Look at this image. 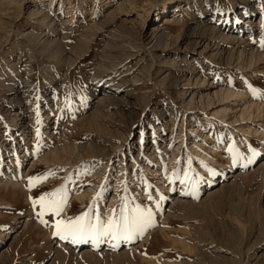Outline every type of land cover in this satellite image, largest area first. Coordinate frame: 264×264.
Wrapping results in <instances>:
<instances>
[{
  "label": "rangeland",
  "instance_id": "obj_1",
  "mask_svg": "<svg viewBox=\"0 0 264 264\" xmlns=\"http://www.w3.org/2000/svg\"><path fill=\"white\" fill-rule=\"evenodd\" d=\"M120 1L0 0V7H5L0 15V79L5 82L0 83V151L4 154L0 182L6 181L7 167L15 164L10 160L15 157L11 143L21 133L13 134L10 112L24 105L22 116L35 137L26 144L34 166L19 176L24 186L0 187V264H237L242 257L244 264H261L263 133H256L257 126L249 133L246 124L207 112L202 115L206 120L198 122V135L193 134L191 123L184 129V117L191 121L192 115L201 112L181 106L178 92L190 87L189 79L207 78L213 84L247 89L250 99L264 101V55L259 57L264 54V0H204L210 3L207 12L198 0H190L196 18L183 11L179 24L167 25L166 43L152 39L150 31L177 4L187 7L185 0H138L134 7L126 5L129 15L120 13ZM37 12H47L48 20L43 21ZM142 17H148L145 25ZM50 24L59 29L64 24L68 43L80 47L76 63L59 64L41 56L27 41L30 31L42 41L53 36ZM223 26L242 29L248 39L220 38L217 33ZM82 31L96 34L88 52L84 51L87 45L79 43ZM107 40L120 45L119 53L132 56L115 70L105 67L102 56ZM195 40L199 42L196 50L191 44ZM238 47L247 49L246 57L240 56ZM250 51L256 60H250ZM157 56L161 62H154L148 75L143 62ZM11 63L16 70L10 72ZM99 81L112 82L115 96L99 100L92 92ZM14 85L22 86L19 92L28 89L21 104L16 102ZM192 86L209 88L201 83ZM252 111L258 114L255 106ZM261 112L264 131V109ZM161 137L167 140L164 146H158L154 155L146 152L145 142ZM57 146H70L72 151H64L60 162L40 161ZM22 156L23 152L19 158L24 162ZM237 172L239 177H229ZM186 173L190 179L181 183ZM33 177L37 179L30 185ZM106 178L111 180L108 187ZM209 185L216 192L208 197ZM89 187L103 193L104 199ZM47 193L63 200L59 216L33 204ZM85 213L93 223L133 215L138 223L130 239L118 233L115 239L105 236L98 242L89 237L73 243L71 238L54 235L57 220L67 222ZM24 218L26 223H18ZM3 235L10 236L5 244Z\"/></svg>",
  "mask_w": 264,
  "mask_h": 264
},
{
  "label": "bare ground",
  "instance_id": "obj_2",
  "mask_svg": "<svg viewBox=\"0 0 264 264\" xmlns=\"http://www.w3.org/2000/svg\"><path fill=\"white\" fill-rule=\"evenodd\" d=\"M120 1V0H119ZM127 1V2H126ZM138 0H121L120 2H118V8H119V11L120 13H122L123 15H129L127 14L129 12L130 9H126V5H129V8L131 7H134L135 6V3L137 2ZM187 2V7H184V5H181V3L177 4L172 10V13L171 15H168V16H165L164 15V18H165V21L163 23H159V25L154 28L153 30L150 31V37L152 39H158L160 41H164L165 40H168L169 38V30L166 29L167 25L168 24H179L181 22V16L183 14V11H189L190 15H191V19H195L196 16L194 14V11L192 10L193 8L190 7L189 4L191 1L190 0H185ZM198 6H201L202 9L207 12L209 9H210V3H205L204 0H198ZM210 2V1H209ZM11 3V2H10ZM1 6V5H0ZM4 7V6H3ZM0 7V15H2V12L5 11V7ZM166 9V8H165ZM146 10V9H145ZM182 10V11H180ZM202 10V11H203ZM147 11V10H146ZM203 11V12H204ZM10 12V11H9ZM243 12V11H242ZM38 13V12H37ZM29 14H32V13H29ZM41 15V16H40ZM10 17V15H8ZM30 16V15H29ZM38 16H40V18L43 20V21H46L48 20L49 18V14L47 12H39L38 13ZM34 18V17H33ZM113 18V17H112ZM147 18L148 17H142L141 19L144 20V25L146 24L147 22ZM2 19V18H1ZM37 19V18H36ZM264 19V14L262 15L261 17V20L263 21ZM6 21V20H5ZM184 22V21H183ZM189 22V21H188ZM250 22V20L248 21ZM247 22V23H248ZM44 23V22H43ZM63 23V22H62ZM68 23V22H67ZM70 23V22H69ZM206 23V21H205ZM253 23V22H252ZM1 24V23H0ZM49 24V23H48ZM65 24V23H64ZM64 24L61 26L63 27L62 29H59V28H56L54 27V25L50 24L51 26V29L53 30L52 32H54L53 36H51L50 38L46 39L45 41H42V38L40 37V35L36 32H28L26 34V38H27V41L28 42H31L33 43V45L35 46V48L38 49V54H40L41 56H44L46 58H50V59H53L54 61L58 62L59 64H62V63H71L73 64L75 61L78 60L79 56L78 54L80 53V47H78L75 43H68V38H67V31H66V27L64 26ZM100 25V23H98ZM97 24V25H98ZM106 24V23H105ZM201 22L198 23V25H200ZM44 25V24H43ZM46 25V24H45ZM104 26V24H102ZM254 25V24H253ZM9 26V24H8ZM59 26V25H58ZM101 26V25H100ZM68 27V26H67ZM215 28V27H214ZM101 29V28H100ZM183 29V28H182ZM213 29V28H212ZM250 32H252L253 28H248ZM92 30V29H91ZM242 29H238L236 30L235 28L232 29L231 27H226V26H223L221 30H219V32L217 33V35L221 38L223 37L226 41H240V40H243V31H240ZM245 31V30H244ZM248 31V30H247ZM217 31H215L216 33ZM108 33V32H107ZM110 33V32H109ZM113 33V32H112ZM255 33V32H254ZM246 34V33H245ZM253 34V33H252ZM96 34H92V33H87V31H82L81 32V36L79 37V43H85L87 45V48H85L84 51L88 52L90 47H91V43L93 42V38ZM113 35V34H112ZM195 35V34H194ZM249 35V34H248ZM248 35H245L246 38ZM45 36V35H44ZM244 36V37H245ZM149 38V36H148ZM172 39V38H171ZM248 39V38H247ZM112 40V39H111ZM248 41V40H246ZM115 42V41H114ZM150 43V42H149ZM159 43V42H158ZM166 43V42H165ZM170 43V42H169ZM198 40H195L193 41V43L191 44H195L193 46V49L196 50V46L198 45ZM241 43V42H240ZM70 44V45H69ZM177 44V43H176ZM174 45V44H173ZM120 46V45H119ZM119 46L118 44L117 45H114V43L112 44V42H110L109 40H107L105 42V45H104V52L102 53V56L106 59L105 61L107 62L105 64V67L106 68H109V69H112V70H115V69H118L116 67H119L121 65H125V63L127 61H129L130 55H128L127 53V49L125 52V54H122V53H119L118 49H119ZM176 46V45H175ZM117 48V49H114ZM236 49V48H235ZM241 49V48H240ZM239 49H236V51L240 52V56L244 55L247 53L246 52V48L243 47L241 50ZM254 49V48H253ZM252 50V49H251ZM235 52V50H233ZM253 51V50H252ZM122 52V51H121ZM234 52H232V54H234ZM255 52V51H254ZM252 53L251 55V59H255L258 58V57H255L254 53L250 51V54ZM249 54V55H250ZM201 55V54H200ZM263 53L259 54V57H263ZM39 56V55H38ZM213 56V55H212ZM232 56V55H230ZM247 55H245L246 57ZM210 57V56H209ZM236 57V56H235ZM239 57V56H238ZM233 58V57H232ZM30 60H32V57L28 58ZM114 59V60H113ZM161 57L160 56H157L154 58V61H149V62H143L144 65L142 66V68H146L147 69V72H148V75L151 74V70H152V67L154 65V62L158 63V62H161ZM103 62V61H102ZM142 60L138 59V63H141ZM235 62V61H234ZM248 62V61H247ZM250 62V61H249ZM76 63V62H75ZM100 64H104V63H101ZM110 64V65H108ZM221 64V63H220ZM159 65V64H158ZM245 65V64H244ZM247 66V65H246ZM47 67V66H46ZM68 68V67H67ZM145 69V70H146ZM10 72L11 71H14L16 70L15 69V65L13 63H11L10 65V68H9ZM8 70V71H9ZM64 70V68H63ZM142 70V69H141ZM67 71V70H66ZM119 71V70H118ZM144 71V70H143ZM9 72V73H10ZM106 72V71H105ZM63 74V73H62ZM149 77V76H148ZM152 77V76H151ZM133 78V77H132ZM153 79V78H152ZM102 80V79H101ZM137 79H133L131 80L132 82H135ZM182 80V78L180 79ZM185 80V79H184ZM104 81V80H103ZM187 82V81H185ZM0 83L1 84H4V79H0ZM104 83V82H102ZM183 83V82H181ZM203 84V85H207L209 86V88L204 91L202 90V86H192V85H197V84ZM130 84V83H129ZM27 85V84H26ZM180 85V84H178ZM185 85V84H184ZM183 85V86H184ZM187 85L190 86L188 89L187 87L183 88L182 91L178 92L179 93V99H180V104L181 106H184L185 109L186 108H191V109H197L201 112L200 115H198L197 113L194 114V116L192 115V119L191 121H189V118L188 117H184V120H183V124L185 125L184 129L188 130V125L189 123H191V133L193 134H197L200 129H199V126H200V121H204L206 120L205 117H202V115L204 113H209V115L211 114L212 117H220L222 118L223 120H228L229 118H234L236 121H240V125L241 124H246L244 126H246L247 128V131L249 133H251L252 129L254 128V126H257L256 128V133L259 134V133H263V142H264V131L262 130L261 126H262V123H261V117H262V112L261 110L264 109V101H258V100H254V99H250V96L248 95V92H247V89H244V90H237L235 88H232L230 85L227 86L225 85L224 83H217V84H213V83H210L208 81L207 78H204V79H200V78H197L195 79V81L192 79H189L188 82H187ZM20 86V85H19ZM121 86V85H120ZM181 86V85H180ZM206 86V87H207ZM22 87V86H20ZM20 87L18 88V85H14L13 86V89L15 90V92L18 94L17 98H16V102L17 103H20L22 102V100H25L24 98L26 97L25 95V91H28V89H22L21 92L20 91ZM24 87V85H23ZM27 88V87H25ZM115 85H112V82L110 83H105V84H101L100 81H99V84L93 89V94L99 99V100H103L105 99L107 96L109 97H114L115 94L113 93V90L115 89ZM204 89V88H203ZM48 101H51V99H48ZM132 102V101H131ZM21 104V103H20ZM256 107L257 108V112L258 114H255V112L252 111V108L253 107ZM24 105L19 108V109H16L15 111L13 112H10V116H9V125L13 126L16 131H14V135L20 131V135H21V139L20 138V135L17 134L16 138H14L13 140V143L12 144V150L15 152L14 154V159H10V160H14V163L15 164H8L9 166L7 167V170L5 171V178H6V181L5 182H0V187H9V186H12V187H23L24 186V181H22L21 179L19 180V176L24 173L25 175L28 174L30 168H32L34 166V161H31L30 162V159L27 157L28 156V151H27V147H26V144L29 143L31 140H35V137L33 135V131L29 129V126H28V122L26 121V119L24 118V116H22V114L24 113ZM187 109V110H188ZM259 110V111H258ZM9 111V110H8ZM192 113V111H191ZM7 115V114H6ZM207 115V114H206ZM211 117V118H212ZM209 118V117H208ZM25 119V120H24ZM210 120V119H209ZM263 120V119H262ZM199 122V123H198ZM210 122V121H209ZM232 122V121H231ZM197 123V124H196ZM183 124H182V127H183ZM202 124V123H201ZM206 124V123H205ZM231 124V123H230ZM238 124V123H237ZM235 127V126H234ZM155 129V128H154ZM183 129V130H184ZM156 130V129H155ZM159 130V129H158ZM173 130V129H172ZM171 130V131H172ZM154 132V131H153ZM183 132V131H182ZM185 132V130H184ZM247 132V133H248ZM171 133V132H170ZM175 133V132H174ZM155 134V133H154ZM253 134V133H252ZM172 135V134H171ZM188 135V132L186 131V133H184V136H187ZM198 135V134H197ZM250 136V135H249ZM34 137V138H33ZM174 137V136H173ZM170 138V137H169ZM152 139V138H151ZM185 139V138H184ZM187 139V138H186ZM170 140V139H169ZM181 140V139H180ZM166 139L164 137H161L157 140H154L151 141L150 139L147 140V142H145L144 144V148H146V152L148 151H152L151 152V155H154L156 153V150L158 149L157 147L158 146H164V143H166ZM186 141V140H185ZM19 142H23L22 145H25L24 149L22 150L21 147L22 145H19ZM184 143V142H183ZM9 144V143H7ZM33 145V144H32ZM181 145V144H180ZM53 147L51 149H49L46 153L43 154V156L40 158V161L42 162H45V163H55L56 161L60 162L61 160L64 159V157L61 155L63 154V152H70L72 151V148H70V146H67L68 148H66L65 146L63 147ZM169 147V146H168ZM155 150H154V149ZM188 148V147H187ZM194 148V147H193ZM193 148L191 150H193ZM131 150V148H130ZM74 151V150H73ZM23 152V160L24 162L21 161V157L19 158V155L20 153ZM6 153V152H5ZM74 153V152H73ZM198 153V152H197ZM188 154V153H187ZM3 153L0 151V161L2 162V157H3ZM137 155V154H136ZM148 155V154H146ZM201 155V154H200ZM9 156H12V155H9ZM204 157V156H203ZM207 158V157H206ZM35 159V158H34ZM121 159V158H120ZM210 159V158H209ZM9 160V161H10ZM60 160V161H59ZM122 160V159H121ZM68 161V160H67ZM132 161V160H131ZM164 161V160H163ZM39 162V161H37ZM57 162V163H58ZM115 162V161H114ZM129 162V160H128ZM27 163H30V166L29 168H25L26 167V164ZM107 164V163H106ZM72 165V164H71ZM128 165V164H126ZM163 165V164H162ZM161 165V166H162ZM260 165H264V157L261 159V162H260ZM25 166V167H24ZM131 166V165H130ZM147 166V165H146ZM144 166V167H146ZM24 167L25 169L23 170ZM71 167V166H70ZM146 169L148 170V166L146 167ZM157 169V168H156ZM69 170V169H68ZM146 170V171H147ZM70 171V170H69ZM68 172V171H67ZM156 172V170H155ZM204 172V171H203ZM202 172V173H203ZM159 173V172H157ZM240 172H237V173H234L232 175H230L229 177H233V178H237L239 177L240 175ZM157 175V174H156ZM109 178V177H108ZM104 179V178H103ZM124 179V178H123ZM126 179V178H125ZM224 180H222L223 182ZM111 185V180H108L106 178V187L110 186ZM162 185V184H160ZM223 185V184H222ZM226 185V184H225ZM222 187V186H221ZM219 188L222 189V188ZM233 187V186H231ZM162 188V187H161ZM89 191H91V193H93L94 195L95 194H98L100 196V198L103 200L105 195L103 193H96V191L94 190L93 187H89L88 188ZM218 190V189H217ZM218 190V191H219ZM206 191V190H205ZM207 191H208V194L207 196L209 197L210 195H214V193L216 192V189H214V187L212 185H209V187L207 188ZM115 192V191H114ZM182 194H179L178 196V199L181 201V199L179 198ZM114 196L111 197V200H113ZM177 198V197H176ZM211 198V197H210ZM177 199V200H178ZM178 200V201H179ZM207 199H205L206 201ZM210 200V199H209ZM207 200V201H209ZM213 200V199H212ZM206 201V202H207ZM176 202V201H175ZM183 202V200H182ZM210 204V203H209ZM258 213V212H257ZM107 214V213H106ZM110 216L107 214V218H109ZM252 221V220H251ZM27 220L24 218L23 220L20 219L18 223H26ZM256 222V221H255ZM257 229V228H256ZM18 235L15 234V235H12L11 236V239L13 238V240L16 238V236ZM9 236V235H8ZM3 238L2 239V244L4 242H6L9 237H7V235H3L2 236ZM249 239V238H248ZM256 239V238H255ZM261 239V238H260ZM259 240V239H258ZM257 242V241H256ZM255 243V242H253ZM251 243L252 245H257L259 242H257V244H253ZM5 244V243H4ZM246 244V243H245ZM248 246V245H247ZM253 246V247H254ZM252 248V246H251ZM257 249V248H256ZM264 248H262L263 250ZM247 250V249H246ZM254 250V249H253ZM258 250V249H257ZM87 250H83L82 253L86 252ZM126 251V250H125ZM251 251V250H250ZM256 251V250H254ZM259 251V250H258ZM261 254V252H259ZM258 254V252L256 253ZM264 254V252H262V255ZM242 255V254H241ZM244 256V254H243ZM251 256V255H249ZM254 256V255H253ZM248 257V256H246ZM260 258V256H258ZM241 258V257H239ZM238 259V258H237ZM250 259V258H249ZM3 261V259H2ZM247 261V259H246ZM235 262V261H234ZM251 262V261H250ZM249 262V263H250ZM244 263H245V259H244ZM243 263V257L242 259H238V262L237 264H244ZM259 263V262H258ZM261 264H264V258H263V261L261 262Z\"/></svg>",
  "mask_w": 264,
  "mask_h": 264
},
{
  "label": "snow or ice",
  "instance_id": "obj_3",
  "mask_svg": "<svg viewBox=\"0 0 264 264\" xmlns=\"http://www.w3.org/2000/svg\"><path fill=\"white\" fill-rule=\"evenodd\" d=\"M36 179L37 178L35 177L30 178V185L32 184V181ZM188 179H190V177H188L186 173L185 178L181 180V183L186 182ZM55 196L56 193H47L40 196L38 200H34L33 204H40L45 210L59 216L63 211V200H57L54 198ZM48 197H53V199L49 200ZM40 215H43V213H40ZM137 223L138 217L135 215L131 218L122 216L119 221L109 219L107 224L101 220H97L96 223H93L89 218L88 213H85L67 222L64 220H57L54 225V235L64 240L71 238L73 243H79L81 240L89 237L98 242L101 237L105 236H112V238L115 239L118 233L125 234V239H130V231L137 225Z\"/></svg>",
  "mask_w": 264,
  "mask_h": 264
}]
</instances>
